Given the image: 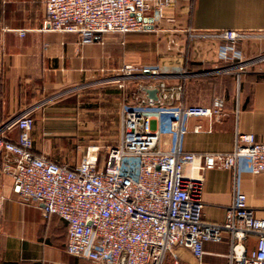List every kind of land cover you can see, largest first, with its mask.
Returning <instances> with one entry per match:
<instances>
[{
	"label": "crops",
	"instance_id": "1",
	"mask_svg": "<svg viewBox=\"0 0 264 264\" xmlns=\"http://www.w3.org/2000/svg\"><path fill=\"white\" fill-rule=\"evenodd\" d=\"M46 1L0 0V135L6 139L19 141L20 131L13 124L30 112L34 154L62 166L75 169L80 164V158L63 157L74 155V145L85 135L108 141L116 133L118 142L108 144L107 150L118 145L124 107L148 97L142 87L156 88L145 81L120 88L119 70L139 62L163 73L169 87H182L176 105L210 106L217 98L226 102L218 118L186 120L179 140L162 132L161 149L228 153L238 133L264 139V61H259L264 57V0H180L172 11L175 24L155 25L152 33L163 34L162 39L130 34L119 44L110 38L84 43L79 35L45 30ZM226 30L248 35L236 41L202 35ZM190 32L201 35L192 39ZM145 43L156 50L147 60L141 55ZM244 61L253 64L233 70ZM84 123L86 128L79 127ZM153 125L160 129L159 120ZM87 150L82 147L84 156ZM15 159L0 157V264H93L67 253L68 227L60 217H45L41 203L24 202L17 195L6 173ZM185 175L203 178V220L225 222L237 192L247 196L255 217L264 219V172L253 174L245 161L237 170L199 174L186 165ZM246 247L255 250L257 238L249 237ZM204 250L202 264H229L230 234L220 243L206 242ZM175 252L182 264L196 260L188 249Z\"/></svg>",
	"mask_w": 264,
	"mask_h": 264
},
{
	"label": "built area",
	"instance_id": "2",
	"mask_svg": "<svg viewBox=\"0 0 264 264\" xmlns=\"http://www.w3.org/2000/svg\"><path fill=\"white\" fill-rule=\"evenodd\" d=\"M180 0H47L45 30L79 35L84 43L103 42L109 33L127 35L149 30L157 23L175 22L173 9ZM228 30V41L244 38ZM228 48H226V51ZM259 61H264L260 57ZM253 62H239L244 71ZM137 79L152 81L158 100L138 99L123 109V137L107 150L90 146L75 169L34 154L30 112L14 122L19 141L0 135V157L15 156L6 169L24 202L43 205L45 217L56 215L68 227L67 253L93 264H182L176 249L191 251L202 264L206 242L220 243L231 236L229 264H264V219L255 217L247 196L237 192L223 223L202 219L203 178L185 175L186 165L199 174L217 168L237 170L242 161L253 174L264 172V139L238 133L228 153H184L160 148L162 132L177 140L183 123L192 117L218 118L225 100L210 106L176 105L182 87H169L158 70L125 65L119 70L120 88ZM146 89H154L153 87ZM160 121V129L154 128ZM199 130V128H197ZM257 238L249 252L246 241Z\"/></svg>",
	"mask_w": 264,
	"mask_h": 264
},
{
	"label": "rangeland",
	"instance_id": "3",
	"mask_svg": "<svg viewBox=\"0 0 264 264\" xmlns=\"http://www.w3.org/2000/svg\"><path fill=\"white\" fill-rule=\"evenodd\" d=\"M189 1H193V0H189ZM175 18V17H174ZM172 24H175V22L174 23H172ZM150 31V32H149ZM155 31V27H153L152 29H149V30H147V31H142V32H135V33H132V34H150L151 36H153V37H149V38H152L153 40H154V42L155 41H157V40H160V39H162L163 38V34H161V36H157V33H152V32H154ZM226 31H228V30H226ZM226 31H223V32H226ZM233 31V30H232ZM223 32H220V33H204V34H202V35H204V36H215V37H221V35H222V33ZM244 35H248L247 34V32H242ZM201 34H200V32H198V33H196V32H190L189 33V35L188 36H190V38H197L198 36H200ZM125 36L126 35H121V34H115V33H109V34H105L104 35V38L103 39H105V38H110V42H113L114 44L115 43H118L119 44V42L121 43V41L125 38ZM245 36V37H246ZM226 40V39H225ZM154 44V43H153ZM155 45H148L147 43H145V45L144 46H142V48H141V55H142V57L145 59L146 58V60L149 58V57H153L154 55H155V53H156V50H155V47H154ZM226 48H228V47H225V49ZM145 62V61H144ZM128 65H133V66H139V67H141V68H144V69H148L144 64H143V62H139L138 64H134V63H132V64H128ZM159 72V71H158ZM160 74H163V73H161L160 72ZM146 82V83H150V82H152V81H147V80H142V79H137V80H134V81H132V82H136V83H140V82ZM129 83V82H128ZM167 85H168V83H166ZM168 86H170V85H168ZM178 86H180V85H178ZM178 86H174V88L175 87H178ZM171 88H173V87H171ZM79 127H84V128H86L85 127V123L84 124H81V125H79ZM93 137V138H92ZM90 136V135H85L84 137H82V139H80L79 141H77V143L74 145L75 146V148H76V152L74 153V155H71V156H67V157H63V158H65L66 160H69V161H71V160H73V159H76V160H78L79 158L80 159H82L83 157H84V154L82 153V147H85L86 148V150H87V148H89L90 146H94V145H97V146H100L101 147V152H100V156L103 158H105V156H106V152H107V146H108V144H110V143H113V142H118L117 141V138H119V135H116V133H115V136L113 137V139H111V140H105V141H99L97 138H95L94 136ZM77 258V257H76ZM77 259H80V260H83V258H77ZM85 260V259H84ZM193 264H199L196 260L193 262Z\"/></svg>",
	"mask_w": 264,
	"mask_h": 264
},
{
	"label": "water",
	"instance_id": "4",
	"mask_svg": "<svg viewBox=\"0 0 264 264\" xmlns=\"http://www.w3.org/2000/svg\"><path fill=\"white\" fill-rule=\"evenodd\" d=\"M149 22L151 23V26H149L148 29H152L153 28V19H150ZM146 93H147V95H148L149 98L154 99L155 101L158 100L159 90L157 88H154V89H146Z\"/></svg>",
	"mask_w": 264,
	"mask_h": 264
},
{
	"label": "trees",
	"instance_id": "5",
	"mask_svg": "<svg viewBox=\"0 0 264 264\" xmlns=\"http://www.w3.org/2000/svg\"><path fill=\"white\" fill-rule=\"evenodd\" d=\"M130 34H132V33H130ZM130 34H127V35H130Z\"/></svg>",
	"mask_w": 264,
	"mask_h": 264
}]
</instances>
